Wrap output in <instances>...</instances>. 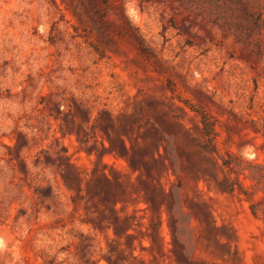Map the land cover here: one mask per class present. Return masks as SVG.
I'll use <instances>...</instances> for the list:
<instances>
[{
    "label": "rangeland",
    "instance_id": "obj_1",
    "mask_svg": "<svg viewBox=\"0 0 264 264\" xmlns=\"http://www.w3.org/2000/svg\"><path fill=\"white\" fill-rule=\"evenodd\" d=\"M0 264H264V0H0Z\"/></svg>",
    "mask_w": 264,
    "mask_h": 264
},
{
    "label": "trees",
    "instance_id": "obj_2",
    "mask_svg": "<svg viewBox=\"0 0 264 264\" xmlns=\"http://www.w3.org/2000/svg\"><path fill=\"white\" fill-rule=\"evenodd\" d=\"M96 1H99V0H96ZM97 14H98V16H99V18L100 19H102L101 18V12H97ZM102 21V20H101ZM104 24V23H103ZM101 25H102V22H101ZM135 40L140 44V45H142L143 46V44H144V40H143V38L138 34V35H136L135 36Z\"/></svg>",
    "mask_w": 264,
    "mask_h": 264
}]
</instances>
